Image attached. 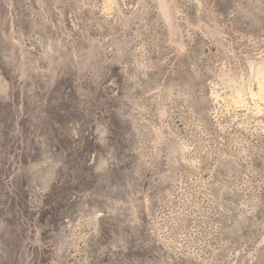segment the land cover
<instances>
[{"label": "rangeland", "instance_id": "obj_1", "mask_svg": "<svg viewBox=\"0 0 264 264\" xmlns=\"http://www.w3.org/2000/svg\"><path fill=\"white\" fill-rule=\"evenodd\" d=\"M0 264H264V0H0Z\"/></svg>", "mask_w": 264, "mask_h": 264}]
</instances>
